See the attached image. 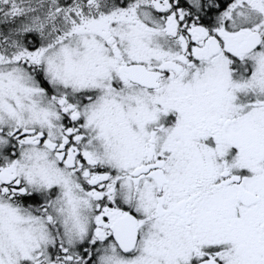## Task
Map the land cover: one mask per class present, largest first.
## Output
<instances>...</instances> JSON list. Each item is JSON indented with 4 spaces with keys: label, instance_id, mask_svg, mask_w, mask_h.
Returning a JSON list of instances; mask_svg holds the SVG:
<instances>
[{
    "label": "snow or ice",
    "instance_id": "6c2138e0",
    "mask_svg": "<svg viewBox=\"0 0 264 264\" xmlns=\"http://www.w3.org/2000/svg\"><path fill=\"white\" fill-rule=\"evenodd\" d=\"M0 264H264V0H0Z\"/></svg>",
    "mask_w": 264,
    "mask_h": 264
}]
</instances>
